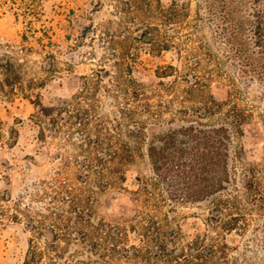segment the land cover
Masks as SVG:
<instances>
[{
	"label": "rangeland",
	"instance_id": "obj_1",
	"mask_svg": "<svg viewBox=\"0 0 264 264\" xmlns=\"http://www.w3.org/2000/svg\"><path fill=\"white\" fill-rule=\"evenodd\" d=\"M240 3L0 0V264H146L132 244L149 264H264V68ZM101 66L132 81L126 114L97 102ZM180 120L232 129L207 201H173L147 156L144 128Z\"/></svg>",
	"mask_w": 264,
	"mask_h": 264
},
{
	"label": "trees",
	"instance_id": "obj_2",
	"mask_svg": "<svg viewBox=\"0 0 264 264\" xmlns=\"http://www.w3.org/2000/svg\"><path fill=\"white\" fill-rule=\"evenodd\" d=\"M232 2L235 4V0ZM239 7L241 54L247 53V64L264 68V0H241ZM234 11L231 4V13L225 15L228 22L235 17ZM233 26L234 23L228 26L231 33L235 31ZM135 131L139 133L140 127ZM146 137L152 170L172 188L173 201H201L224 188L228 176L227 126L183 121L150 129Z\"/></svg>",
	"mask_w": 264,
	"mask_h": 264
},
{
	"label": "flooded vegetation",
	"instance_id": "obj_3",
	"mask_svg": "<svg viewBox=\"0 0 264 264\" xmlns=\"http://www.w3.org/2000/svg\"><path fill=\"white\" fill-rule=\"evenodd\" d=\"M150 33L151 32H148V31H141V32L136 33V36L137 37H142L144 34L145 35H149ZM147 44H152V43L150 42V43H147ZM151 49H152L151 47H148V50H151ZM152 52H155V50L153 49ZM115 59H118V58H115ZM111 73L112 72H110L109 69H107L105 66H101L96 71L97 77L99 78V82H98V84L96 86V90H95V96H96V98H98L97 102L102 105L101 98H103L105 96L106 97L108 96V98L111 101H113V103L115 104V106H112V107L117 108L119 113H125L126 114L127 110L130 109L131 102H132L131 100L133 99V97L137 96V93H134V89H133L131 80L126 79V82H124V83L120 82L118 80H113L112 79V77H113L112 74L114 72L112 74ZM129 78H131L130 74H129ZM109 79H112L111 80L112 83H108ZM103 83H104V85H103ZM163 107L166 108V106H163ZM206 113L207 112L199 113L196 116H203ZM183 121L187 122V120H180V121H175V122L171 121V122L166 123L165 125H156V123H151V124H148L144 128V131H145V134L148 135V132H149L150 129H153V128H156V129L159 128L160 129V128L166 127V126H168L170 124L180 123V122H183ZM192 122H194V121H192ZM195 122H200L201 123V121H196V120H195ZM214 125H225L229 129V141L227 142V154H228V157H227V165H228L227 182L224 183V185H223L224 188H222L219 191H217L216 193L212 194L207 199H204V200H201V201H195V202H192V203H198V202H202V201H207L213 195L226 191L227 190V183H229V181H230L229 166H230L231 158H230V155H229L230 153L229 152H230V149H231V145L233 143L232 142V138H233L232 129L230 128L229 125L224 124V123H222V124H214ZM205 126H208V125H205ZM209 126H212V124H210ZM146 139H147V137H146ZM158 234L159 233L156 232L155 236L157 237ZM157 239H158V237H157ZM157 248H159V249L156 251V253H157L155 255L156 257H167V255H165V253L163 252L164 251L163 246L158 245ZM131 249H132V254L133 255L136 254L135 256H139L140 257V254H141V257L143 258V260H145V263L149 264V259H148L149 256H148V253H147L148 252L147 251L148 247H145L142 250H139L138 247H135L132 244L131 245ZM209 250H210V248L208 249V253H209Z\"/></svg>",
	"mask_w": 264,
	"mask_h": 264
}]
</instances>
